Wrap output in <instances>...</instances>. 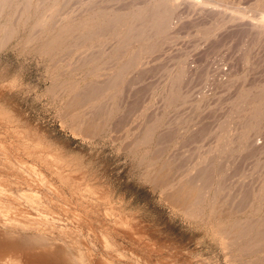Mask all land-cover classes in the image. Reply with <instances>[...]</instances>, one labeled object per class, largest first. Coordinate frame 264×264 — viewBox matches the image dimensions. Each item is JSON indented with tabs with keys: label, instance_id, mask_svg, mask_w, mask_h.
Wrapping results in <instances>:
<instances>
[{
	"label": "rangeland",
	"instance_id": "374dc122",
	"mask_svg": "<svg viewBox=\"0 0 264 264\" xmlns=\"http://www.w3.org/2000/svg\"><path fill=\"white\" fill-rule=\"evenodd\" d=\"M91 1L112 20L161 0H30L28 11L13 0L0 16V36L17 27L0 47V227L19 236L28 227L65 246L63 255L70 244L113 264H264V247L236 236L264 219V125L238 138L249 110L232 111L240 91L264 90V0H166L178 22L125 72L105 119L111 100L76 103L75 93L127 59L115 56V32L90 49H74L71 37L47 50L51 31L40 27L82 18ZM92 51L100 55L80 66ZM98 58L107 66L95 75ZM181 70L180 94L169 101ZM224 120L237 139L221 152ZM212 161L222 167L208 188L195 174Z\"/></svg>",
	"mask_w": 264,
	"mask_h": 264
},
{
	"label": "bare ground",
	"instance_id": "6f19581e",
	"mask_svg": "<svg viewBox=\"0 0 264 264\" xmlns=\"http://www.w3.org/2000/svg\"><path fill=\"white\" fill-rule=\"evenodd\" d=\"M12 1L0 0V16L6 8L10 7ZM29 5L30 0H25L24 11H28ZM92 6L93 3L91 1V4L84 9L85 15L82 18L64 20L65 16H63L61 17L62 20L57 22L44 19L40 22V27L42 29L49 28L51 31L44 40V47L47 50H55L62 47L71 37H73L71 41L74 49L79 47L90 49V44L95 43L96 39L111 36V28L115 32V35L119 38L117 47H114L118 50L115 56L117 58L126 57L127 59L119 61L106 80L84 86L75 93L76 103L85 100H91L94 103L100 100L102 96L111 100V106L109 107L108 105L109 108L107 109L104 107L105 109L103 108L101 113L102 118L105 119L119 105L114 98L123 93L124 84L127 81L126 73L139 64L144 52L159 47V43L171 33L172 22H178L179 17H176L175 21H173L175 15L166 0L158 1L152 4L151 7L139 9L130 18H128V14L122 13L117 14L112 20L110 10L102 9L99 6L93 9L91 8ZM53 27L56 28L53 29ZM16 29V26L5 28L2 36H0V47L5 45ZM76 32H78V36H76ZM132 42H137V45L128 54L127 45ZM99 55L93 51L86 53L81 58V62L79 61V65H86ZM109 58V66H111V53ZM99 60L98 58L96 62L94 61L91 64L95 75H97L101 66L103 68L107 66V64L103 66V62L102 65H99ZM182 72L183 70L177 72V75L171 80L166 97L169 101H172L180 94ZM248 91H240L239 98L233 101L232 111H241L244 108L249 110L248 119H244L239 125L240 134L237 135L238 138L242 137L247 130H253L258 134L264 125V90L256 91L252 94ZM220 126L219 129L217 128V130H220L217 132L218 147L216 146L214 149L221 152L232 151L234 149L233 140H236L237 137L229 135L228 121L225 122L224 120V123L221 121ZM156 127V120L147 126L143 137L146 141L154 136ZM215 167L216 165L213 161L210 166H201V168H198L195 178L205 183L208 182L209 188L212 186L215 174L218 170L220 171L222 165L218 168ZM222 184L221 182L217 183L215 192H218L223 187ZM203 192L204 187L198 190L200 196H202ZM173 196L174 201L180 198L178 193ZM211 210L212 207L210 206ZM2 224L3 228L0 227V264H113L102 256L96 260L92 251H82L79 248L76 250L71 248L72 245L70 246V244H67L68 253L63 255L61 249L66 247H59L56 242L52 241L44 233H39L42 237H38V235L30 232V228L24 227L23 235L19 236L18 231L11 224ZM236 236L239 238L248 237L247 241L250 245L264 247V219L245 223L239 228L238 233L236 232Z\"/></svg>",
	"mask_w": 264,
	"mask_h": 264
}]
</instances>
